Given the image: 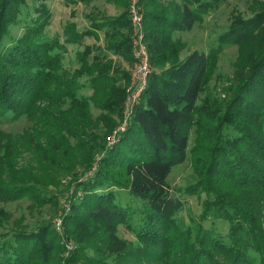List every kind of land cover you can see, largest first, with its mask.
<instances>
[{
	"label": "trees",
	"instance_id": "trees-1",
	"mask_svg": "<svg viewBox=\"0 0 264 264\" xmlns=\"http://www.w3.org/2000/svg\"><path fill=\"white\" fill-rule=\"evenodd\" d=\"M27 1L0 0V122L37 113L43 137L33 134L35 142L26 132L19 141L0 128V201L45 200L39 174L17 167L21 148L36 152L37 162L51 167L61 148L69 157L76 146L85 151L83 145H91L84 168L90 167L95 149L102 156L90 175L72 178L62 232L50 223L0 232V264H264V2L247 18L234 14L207 53L193 50L180 58L183 43L172 31L190 30L221 0L171 2L170 16L167 4L140 0L152 70L125 129L105 146L96 144V134L89 131L88 109L97 104L99 120L114 129L115 116H123L129 73L121 74L124 84H116L108 59L100 57L88 63L81 56L79 68H64V44L45 33L51 19L46 0H31L32 6ZM127 10L104 18L112 49H131ZM20 24L21 35L2 45L10 27ZM71 28L69 23L64 42L81 36ZM225 44L239 50L234 82L223 98L207 94L198 102ZM83 75L89 77L91 95L79 93ZM193 125L197 181L186 190L207 194L194 226L174 218L181 202L171 195L167 179L187 157ZM117 189L141 205H123ZM217 217L228 222L227 233L201 223ZM8 218L0 207V228ZM121 225L134 235V243L119 236ZM67 240L74 243L64 257Z\"/></svg>",
	"mask_w": 264,
	"mask_h": 264
},
{
	"label": "rangeland",
	"instance_id": "rangeland-1",
	"mask_svg": "<svg viewBox=\"0 0 264 264\" xmlns=\"http://www.w3.org/2000/svg\"><path fill=\"white\" fill-rule=\"evenodd\" d=\"M27 2L29 6L36 4V2L31 0ZM53 2L55 8L59 0H53ZM260 2H264V0H221L214 9L205 13L201 20L196 21L190 30H176L172 37L179 39L183 43L180 58L185 57L193 50L207 53L212 46L217 45L218 35L227 30L234 14L239 13L244 18H247L254 13ZM22 32L23 28L21 24L12 25L9 29V35L3 38L2 45L9 44L12 39L21 35ZM238 52V46L235 44H225L221 48L217 54L215 66L212 68V76L207 81L198 102H201L207 94L220 98H223L227 94L228 87L234 82L235 62L238 58ZM79 93L87 95V88L85 86L81 87ZM67 106L65 104L63 108ZM101 111L97 104L91 103L87 114L88 124L90 127L89 131L96 134L97 140L95 143L97 144V141H100L101 144L106 146L113 143H109L113 138L117 140L115 137H117L121 130L116 133L114 132L120 127L122 116L121 118L115 116L114 129L108 130L105 124L98 118ZM7 118L0 122V128L13 133L19 141L23 139L26 132L34 138L35 142L36 138L33 134L38 133L43 137L39 132L40 126H38L42 120L38 122L37 113L35 115H23L17 120ZM107 123L109 125L112 124L111 122ZM194 138L195 126L193 125L189 129L187 157L183 162L173 166L167 178L171 187V195L181 202V207L174 214V218L181 224L192 226L197 225V222L200 221L199 216L202 211V203L207 197L204 191L199 190L197 193H191L186 190V187L197 181L191 158V148L194 145ZM70 142L74 143L71 138ZM83 146L85 147V151L91 147L87 143ZM74 150V154L68 157L64 155L61 148L57 161L51 167L47 162H37L39 158L36 152L32 153L27 149L22 150L21 148V153L17 158V167H30L35 173L39 174L41 179L39 187L45 200L39 204L24 196L7 202L0 201V207H3L4 211L9 214V218L4 221L3 226L0 228V232L4 233L20 227H23L22 229H34L43 223H50L56 229L55 220L59 217L62 218L63 209L67 207V197L73 189L72 178L81 179L90 175L91 171L96 167L97 161L102 156V151L95 149L90 167L84 168L86 162L82 159L85 151L80 146H76ZM59 164L63 166L70 165L72 167L71 169H60ZM116 194L123 205L130 204L134 208L141 205L139 199L132 198L124 189H117ZM201 223L205 227L214 228L221 234L227 233L229 226L228 222L220 217L209 218L201 221ZM118 234L131 243L135 242L134 235L125 226H119ZM70 242L74 243L72 240ZM64 248L61 256L65 257L72 249H68L66 245Z\"/></svg>",
	"mask_w": 264,
	"mask_h": 264
},
{
	"label": "crops",
	"instance_id": "crops-1",
	"mask_svg": "<svg viewBox=\"0 0 264 264\" xmlns=\"http://www.w3.org/2000/svg\"><path fill=\"white\" fill-rule=\"evenodd\" d=\"M161 4L168 5L170 16L171 2L174 4L179 0H158ZM157 1V2H158ZM124 0H59L58 5H53V0H46L51 11V19L45 29L47 37H57L64 44L62 53L63 67L69 71L79 68L81 56H84L88 63L95 58L108 59L109 73L116 77V84H124L121 77L123 72L130 71L133 63L132 52L124 48L112 49L108 46V33L111 32L110 25L105 22V16H116L126 10ZM152 0H145L149 5ZM145 10L144 4L142 5ZM159 9V8H158ZM71 23L72 31L80 33L81 36H72L73 41L64 42L67 37L66 26ZM172 35L174 36V32ZM117 38V37H116ZM118 41H116L117 43ZM87 88V95L92 94L89 77L82 76L79 79ZM111 80L108 79V83Z\"/></svg>",
	"mask_w": 264,
	"mask_h": 264
},
{
	"label": "built area",
	"instance_id": "built-area-1",
	"mask_svg": "<svg viewBox=\"0 0 264 264\" xmlns=\"http://www.w3.org/2000/svg\"><path fill=\"white\" fill-rule=\"evenodd\" d=\"M127 11L131 26V52L133 63L129 71V82L125 87V100L123 103L121 125L114 133L125 129L135 105L138 103L141 94L148 84V77L152 70L144 26V9L140 0H129ZM114 141L113 138L109 143ZM55 224L56 229L62 232V218H57ZM65 245L68 249L73 248V244L70 240L65 241Z\"/></svg>",
	"mask_w": 264,
	"mask_h": 264
}]
</instances>
